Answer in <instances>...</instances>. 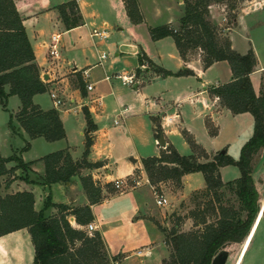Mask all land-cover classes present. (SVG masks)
I'll return each mask as SVG.
<instances>
[{
    "label": "trees",
    "instance_id": "obj_1",
    "mask_svg": "<svg viewBox=\"0 0 264 264\" xmlns=\"http://www.w3.org/2000/svg\"><path fill=\"white\" fill-rule=\"evenodd\" d=\"M126 15L134 25L141 24L143 17L137 0H122ZM200 4H187L184 16L179 20L178 27L163 25L149 28L152 41L166 37L174 40L180 56L185 59L186 52L201 50L202 64L206 69L216 62L225 61L231 70L228 83L211 88L210 95L216 96L222 107L232 114L249 113L254 119L252 137L241 148L238 161L226 155H217L210 162H200L206 153L183 132V136L190 145L193 155L185 157L179 155L172 147H167L158 157H150L141 161L143 170L150 186L172 182L177 187L182 186V178L193 173H201L205 183V193H213L224 186L235 185L234 194L238 198L241 210L246 213L245 221L235 218L234 214L221 211L216 224L206 223V214H198L201 218L196 221L204 228L199 232L178 234L172 231L169 240L172 247L171 264H210L212 256L225 242L240 241L246 234L257 212V193L252 185L251 161L252 157L264 148V88L256 95L250 81V75L256 67V59L251 52L240 55L231 47L229 40L219 42L214 28L205 20ZM61 22L65 30H71L82 24L76 2H66L57 7ZM140 62L146 63V58L140 56ZM156 73L163 77L184 76L192 74L181 71L176 74L162 68L154 67ZM80 88L81 85H79ZM8 88V90H6ZM47 92L46 84L40 78L39 68L35 63V56L27 38L22 20L16 10L13 0H0V105L6 110L9 97L16 96L21 103L20 111L15 119L29 139L43 138L48 142L64 138V130L56 110L42 111L36 106L32 98ZM90 131L93 123L87 110H83ZM9 128L15 133L10 118ZM209 134L216 135V130ZM161 137V133L158 134ZM92 140L87 136L83 159L74 162L68 152L59 151L44 156L39 160L44 167L42 185L50 187L57 183H70L71 179L83 168H98L101 163L87 162ZM29 147L26 142L25 150ZM201 155V156H197ZM16 166L8 168L9 163ZM36 162L24 163L16 155L9 158L0 156V179L13 177L29 184L28 174L31 166ZM225 166H235L239 169L240 178L235 182L223 184L219 169ZM21 171V176L15 172ZM89 205L70 208L67 205H54L50 194L46 197L40 211L34 209V198L31 193L20 192L0 198V237L12 232L26 229L33 247L32 264H108L104 252L103 240L98 232L88 235L83 229L73 228L69 217H74L76 225L85 227L92 223L93 216L90 205L101 202V189L90 176L80 178ZM56 213L46 216L49 209ZM199 221V222H198Z\"/></svg>",
    "mask_w": 264,
    "mask_h": 264
},
{
    "label": "crops",
    "instance_id": "obj_2",
    "mask_svg": "<svg viewBox=\"0 0 264 264\" xmlns=\"http://www.w3.org/2000/svg\"><path fill=\"white\" fill-rule=\"evenodd\" d=\"M70 1L73 0H13L16 10L22 20L25 32L28 35V40L35 56V63L39 68L40 78L47 87V92L35 95L32 98V101L42 111L54 109L58 112L59 119L64 130V138L54 142H48L43 138H36L33 140L29 139L27 134L19 126L15 119L16 114L20 111L21 103L18 106L16 113L10 116L12 117V125L14 126L15 121L18 124L16 129L19 128V130L13 133V135H19L24 138L25 142H28L29 146H31L29 142H37L39 140H43L48 145L58 143L61 145L59 149L51 151L49 154L65 151L69 153L74 162H78L83 159L86 138L88 136L92 140V145L89 148L86 160L90 164L101 163V166L92 169H80L78 174L71 179L70 183H57L47 187L42 185L44 167L42 163L39 162V160L46 155L38 157L36 161L30 162H26L23 158L17 156L24 163L36 162L31 166L32 171L28 174L29 180L35 182V184L26 183L18 178L13 179V177L9 180H5L3 177L0 179V198L20 192L31 193L34 198V209L37 212L42 210L46 197L49 194L51 196V202L54 205L63 204L69 206L70 208L83 207L89 205V201L81 186L80 178L90 176L93 182L100 187L102 197L100 203L90 205V210L93 216L92 224L95 227V232H98L104 241L102 237V230L106 224L103 223L105 218L103 219L99 207L106 204L113 195H122L123 193L129 191H136L143 185L148 187L152 194H155L153 187L150 186L147 180L141 161L150 157H158L167 147L174 148L171 138L173 137L172 134L178 129H172L171 126L173 125V121L177 120L180 115L176 110V105H172L170 107H167L166 105L160 106L157 105V103L154 104L152 101L150 106L149 102L146 100L137 101V99H135V101L130 105L121 107L122 99L120 97H115L112 87L109 86L108 91L96 92L94 86L85 81V78L89 77L88 71L95 67H100L103 72V78H101V80H104L107 83H110L111 79L115 78L117 76L116 74L119 72L122 73V76L135 77V71L136 77H139L140 72L146 73L153 71L155 73V77L153 78L154 83L161 82L164 85L167 84L169 79H181L186 77V75L163 77L154 71V67L162 68L173 74L188 70L192 74H195V77L202 85V89L198 90L195 95L203 97L201 99L206 115L210 113L212 114V119H215L217 115L226 113L231 114V112L222 107L218 98L210 95L209 90L228 83L231 79V70L228 63L225 61L216 62L205 69L202 64L201 56L197 59H189L185 55V59H183L178 51L177 57L174 54L168 55L175 61V65H173L174 67H166L158 60L161 56L157 51L163 52L162 43L171 37H166L158 41H152L149 35V28L158 27L159 25H172L177 28L178 22L184 16L186 8L185 3L181 2V0H177L179 6H174L175 4L172 2L173 7L171 9V14L167 13L171 19L166 20L164 23H160L159 25L148 22L146 11L141 0H137V3L143 17V22L138 25H134L130 22L126 15L122 0H74L77 4L79 14L82 17V24L79 27L67 31L61 22L57 7ZM141 27H145L150 40L143 41L141 39L138 34L139 28ZM49 28H57L59 32L62 31L61 33H52L54 35H59V50L58 55L55 58H51L48 55V45L50 44L51 39L48 41L42 39L46 30ZM94 29L105 31L107 38L101 41L92 39L90 34ZM29 31L31 32V35L28 34ZM78 31H83L84 34L76 35L75 38L73 34ZM148 45H150V47H156V56L158 59L148 51ZM102 47H108L115 50L114 58L109 65L105 64L107 58L104 60L99 59L102 53H106L101 50ZM233 50L235 51V49ZM65 53L69 55L65 56ZM125 56L133 59V67L129 69L131 72L130 74H128L129 72L126 69L122 67L118 68L120 66V59ZM140 56L146 58L145 64L140 62ZM214 68L225 77L222 80L226 81H222L221 83L214 84L210 87L208 82H205L204 78H206L211 69ZM110 69L112 71V76H109L108 73H106V71L108 72ZM262 72H264V67L257 69L256 64L254 72L250 75L252 88L256 95H259L260 93V77ZM255 75L258 76V80L254 82L253 77ZM44 77H46V79H44ZM106 77H109L110 79L105 80ZM71 78L75 81L72 84L70 81ZM79 85H81L82 88H80ZM89 85L92 86V90L90 91L87 90V86ZM133 89L134 91H138L140 89V85L136 84ZM6 90H8V88ZM51 95H54L55 98H52ZM44 96H48L50 98V104L43 100L42 97ZM12 97H9V99ZM187 98L188 97L183 98L180 101H184ZM56 100L60 101L57 106L55 105ZM138 107L144 108L145 112L136 113ZM150 107L152 108L151 111ZM84 109L87 110L92 120V131H90L84 116ZM120 115L125 117L121 119ZM146 115L155 116L156 119L164 122L166 128H168L166 131L167 134L161 133V136L164 138L165 147H160L158 145L160 137L155 133L153 127L150 129L147 122H143L142 125L145 129L146 135L144 140L140 137L137 138L135 133L133 134V131H136L135 122L138 121L136 119ZM208 117L209 116L206 118ZM115 122H117V124H115ZM213 124L217 128L215 120L213 121ZM251 136L246 142L249 141ZM74 144H78L80 146H76ZM141 144L146 145L147 148L141 146ZM223 151L227 153L226 156L228 155L232 160L238 161L240 153L238 158L234 159L228 154V149L226 147L223 148ZM218 152L220 153V150L216 151L215 149H212L210 151H205L206 155L212 158ZM191 155L193 154L188 156ZM212 158H210V161ZM200 162H202V160H200ZM12 163H14V165L9 163L7 167L12 168L16 166L15 162ZM228 168L229 166H225L219 169L220 179L224 184L238 180L241 176L239 174V177L234 178L231 181L223 180V174ZM196 174H200L202 176L201 173H193L182 178L181 191H183L185 187L189 186V183L193 181ZM15 175L17 177L21 176V171L17 170ZM138 176H140L138 181L139 185L135 186L132 181ZM115 180H127V186H130V188L124 189V191L116 189L113 184ZM204 187L205 183L202 176V184L198 185L194 189H191L187 194L201 190ZM35 189L36 194L38 193L39 197L37 195L35 197ZM56 192L63 196L62 201H55L54 194ZM138 196L142 198L140 194H138ZM143 204L146 207L148 206L145 202ZM55 213V209L52 208L47 210L45 215L51 216ZM151 218L152 216L148 215V219L150 221L149 224L155 232L154 235L159 237L157 226L150 220ZM68 221L75 229L84 230L85 228L76 225L74 217H69ZM154 242H156V240L152 239L147 247V258H150L152 255L157 253V250L151 246ZM104 244L108 253L111 255L119 254L111 251L105 241ZM29 247H32V244L26 229L12 232L0 237V264H24L27 258H29L30 264H32L34 251L33 247L31 249H29ZM161 253L162 252L154 255V257L148 261L138 260L137 264H153L155 262L156 264H162L165 256ZM142 255L143 253L138 255L137 252L132 253L131 255L125 254L119 264H128L131 258H136Z\"/></svg>",
    "mask_w": 264,
    "mask_h": 264
},
{
    "label": "rangeland",
    "instance_id": "obj_3",
    "mask_svg": "<svg viewBox=\"0 0 264 264\" xmlns=\"http://www.w3.org/2000/svg\"><path fill=\"white\" fill-rule=\"evenodd\" d=\"M141 1L144 5L148 22L156 25L171 19L167 13L171 14L173 4H175L174 6H179L177 0ZM181 2H184L185 5L199 3V9L203 12L205 20L214 28V33L219 42L229 40L232 49H235L240 55L251 52L257 61V69L264 67V9L251 11V0H181ZM61 32L57 28H49L46 30L42 39L48 41L54 35L52 33ZM28 34L31 35V32L29 31ZM80 34L83 35V31H78L73 36L76 38V35ZM138 34L143 41L150 40L145 27L139 28ZM162 46L163 52L157 51L161 56L160 59L156 56V47H150L148 45L147 48L163 65L166 67H174L175 61L168 56L169 54L178 56V50L173 38L167 39V41L162 43ZM101 50L107 53L105 64L109 65L114 58L115 50L108 47H102ZM67 53H65V56L69 55ZM203 55L204 53L198 49L186 52V56L189 59H197L199 56L202 58ZM120 67L126 69L129 72L128 74H130L129 69L133 67V59L128 56L122 57L118 68ZM111 69L108 72L106 71L109 76H112ZM261 74L260 90L264 88V72ZM116 75H122V73L119 72ZM134 75L136 77L135 71ZM88 76V78H85V81L93 85L96 92L108 91L109 86L112 87L115 97L122 99L121 107L130 105L135 99L137 101L146 100L150 106L152 101L154 104L157 103L160 106L166 105L170 107L176 105V110L180 116L177 120L173 121L171 128L178 130L172 134L173 137L171 139L174 148L181 156L193 154L190 145L183 136V132H186L193 142L204 152L212 149L222 152L223 148L226 147L228 154L234 159L238 158L242 146L253 135V118L249 114L234 115L232 113H226L217 115L215 119H212V114L210 113L206 115L201 99L203 97L195 95L198 90L202 89V85L195 77V74L186 75V77L181 79H169L167 84L163 85L161 82L154 83L153 78L155 77V73L153 71L146 73L140 72L139 77H136V84L140 85L138 91H134V87L123 86L121 81L117 80L116 77L112 78L110 83L101 80L103 78V72L100 67L89 70ZM224 78L214 68L211 69L204 79L211 87L214 84L226 81L222 80ZM253 80L254 82L257 81L258 76L255 75ZM70 81L71 84L75 82L73 78ZM186 97H188L186 100L180 101ZM42 98L50 104L51 100L48 96ZM19 105L20 102L17 97L8 99L6 110L0 105V155L2 157H9L15 154L23 158L26 162H30L36 161L38 157L59 149L60 144L48 145L43 140L29 142L31 146L27 150L24 149L26 146L24 138L19 135H13L9 128L10 116L16 113ZM141 112H145V109L138 107L136 113ZM207 116L209 117L206 118ZM136 120H138L135 122L136 131H133V134L135 133L137 138L140 137L144 140L146 136L145 129L142 127L143 122H147L150 129L153 127L157 135L159 133L167 134L166 131L168 128H166L165 123L156 119L155 116L146 115ZM214 120L216 121L217 128L213 124ZM207 124L211 126V130H216V135L211 136L209 134ZM13 127L15 132L19 130V128L16 129L18 124L15 121ZM74 145L80 146L78 144ZM141 146L147 148L144 144H141ZM219 154V152L216 153L213 158ZM226 154L225 152L223 155ZM210 158L212 157L206 155L201 160L202 162H210ZM11 165H14V163H11ZM251 167L252 185L257 193L256 205L262 207L264 205V148L260 149L252 157ZM239 174L237 167L229 166L223 174V180L231 181L239 177ZM4 178L5 180L10 179L9 177ZM139 178L140 176L134 178V180L139 181ZM120 182H122V191L130 188V186H127V180H120ZM201 184L202 176L196 174L193 181L183 191H181L182 186L179 188L172 182L153 186L155 193L163 196L167 200L168 205L165 207L155 205V194H152L145 185L139 187L136 191H129L122 195H113L106 204L99 207L103 219L105 218L103 223L106 224L102 230V237L111 251L119 253L117 255L108 253L103 241L108 264H119L122 261L123 255H131L138 251L143 252V255L131 258L129 263L137 264L138 260L148 261L154 255L162 252L161 254L165 256L162 264H171L170 255L172 247L169 234L172 231L178 234H190L192 232L202 231L204 226L196 223L198 218H201V216H198L199 213L206 214L207 224H216L220 218V209L226 215L235 213V218H245L246 214L241 210L238 199L234 195V191L236 190L235 185L231 184L221 187L216 191L217 196H213V193L206 194L205 187L187 194L191 189ZM36 195L38 196V193L36 194L35 189V197ZM54 197L57 202L63 200V196L57 192L54 194ZM144 202L148 204L147 207L144 206ZM259 211H261V208ZM148 215L152 216L150 220L157 226L159 237L154 235L155 232L149 224ZM260 222L242 264H264V217ZM152 239L156 240L151 246L157 250V253H153L154 255L151 254L152 256L147 258V247ZM231 245L228 244L225 246L231 253V259L228 264H233L236 261L235 259H237L240 250L238 246ZM31 248L29 247V249ZM24 264H30L29 258L25 260ZM153 264H156V262Z\"/></svg>",
    "mask_w": 264,
    "mask_h": 264
},
{
    "label": "built area",
    "instance_id": "obj_4",
    "mask_svg": "<svg viewBox=\"0 0 264 264\" xmlns=\"http://www.w3.org/2000/svg\"><path fill=\"white\" fill-rule=\"evenodd\" d=\"M251 11H254V10H260V9H264V0H251ZM106 32L105 31H99V30H92L90 36L92 39H96V40H104L107 38L106 36ZM58 43H59V35H52L51 37V40H50V44L48 45V55L51 57V58H55L57 55H58ZM107 58V55L106 53H102L99 57L100 60H104ZM117 79H120L122 84L124 86H128V87H134L136 85V80H135V77L134 76H122V75H117L116 76ZM110 78L109 77H106L105 80H109ZM87 90H92V86L89 85L87 86ZM52 98H55L54 95H51ZM59 101L56 100L55 101V105H59ZM125 116L123 115H120V118H124ZM115 124H117V122H115ZM132 183H134L135 186L139 185V182L138 181H135L133 180ZM114 186L116 189H122L121 185H122V182H120V180H115L113 182ZM155 205L158 206V207H165L168 205V202L167 200L163 197V196H160L158 194L155 193ZM85 232L88 233V234H92L93 232H95V227L92 223L88 224L85 226L84 228ZM143 252L141 251H138L137 254L138 255H141Z\"/></svg>",
    "mask_w": 264,
    "mask_h": 264
},
{
    "label": "flooded vegetation",
    "instance_id": "obj_5",
    "mask_svg": "<svg viewBox=\"0 0 264 264\" xmlns=\"http://www.w3.org/2000/svg\"><path fill=\"white\" fill-rule=\"evenodd\" d=\"M236 181V180H235ZM234 181V182H235ZM235 195V194H234ZM236 197V195H235ZM237 198V197H236ZM238 199V198H237ZM239 202V200H238ZM240 204V202H239ZM261 208V211H259ZM260 212V213H259ZM218 213V212H217ZM219 214V213H218ZM246 214V213H245ZM264 217V205L262 207L257 205V212L253 218V221L251 222L249 228L246 230V234L245 236L237 242H225L217 251L216 253L212 256L210 264H212V261L214 260V258L220 254L221 252H226V260L224 264H228L230 259H231V253L229 252V249H227L225 246L228 244H232L231 246H238L240 248L239 250V254L237 259H235L236 261L233 264H242L244 261V258L247 254V251L249 249V245L251 244V240L256 232V229L258 228V225L261 223L260 221L262 220V218ZM246 219V215L245 218H242L241 221H245ZM255 224V225H254ZM245 251V252H244ZM243 252V253H242ZM241 256V258H240ZM240 260V262L238 263V261Z\"/></svg>",
    "mask_w": 264,
    "mask_h": 264
},
{
    "label": "water",
    "instance_id": "obj_6",
    "mask_svg": "<svg viewBox=\"0 0 264 264\" xmlns=\"http://www.w3.org/2000/svg\"><path fill=\"white\" fill-rule=\"evenodd\" d=\"M44 79H46V77H44ZM158 145L160 147H165L164 138L162 136L158 140ZM224 153H225L224 151L220 152L221 155H223ZM226 255H227L226 252H221L214 258L212 264H224L226 260Z\"/></svg>",
    "mask_w": 264,
    "mask_h": 264
}]
</instances>
